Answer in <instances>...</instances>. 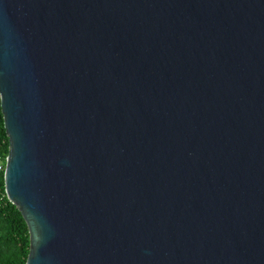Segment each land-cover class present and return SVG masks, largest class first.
<instances>
[{
	"label": "water",
	"instance_id": "obj_1",
	"mask_svg": "<svg viewBox=\"0 0 264 264\" xmlns=\"http://www.w3.org/2000/svg\"><path fill=\"white\" fill-rule=\"evenodd\" d=\"M0 112L25 264H264V0H0Z\"/></svg>",
	"mask_w": 264,
	"mask_h": 264
},
{
	"label": "trees",
	"instance_id": "obj_2",
	"mask_svg": "<svg viewBox=\"0 0 264 264\" xmlns=\"http://www.w3.org/2000/svg\"><path fill=\"white\" fill-rule=\"evenodd\" d=\"M8 140L0 112V154L7 155ZM26 224L16 207L7 200L0 171V264H25L28 253Z\"/></svg>",
	"mask_w": 264,
	"mask_h": 264
},
{
	"label": "built area",
	"instance_id": "obj_3",
	"mask_svg": "<svg viewBox=\"0 0 264 264\" xmlns=\"http://www.w3.org/2000/svg\"><path fill=\"white\" fill-rule=\"evenodd\" d=\"M6 162V155L0 154V171H4V166Z\"/></svg>",
	"mask_w": 264,
	"mask_h": 264
}]
</instances>
